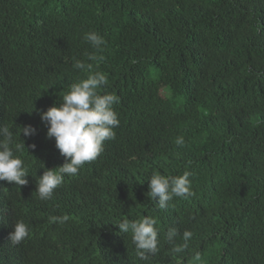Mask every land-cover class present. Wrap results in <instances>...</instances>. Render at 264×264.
<instances>
[{
    "label": "trees",
    "instance_id": "1",
    "mask_svg": "<svg viewBox=\"0 0 264 264\" xmlns=\"http://www.w3.org/2000/svg\"><path fill=\"white\" fill-rule=\"evenodd\" d=\"M75 60L106 74L120 124L42 201L27 185L62 155L39 113L87 77ZM26 125L37 134L24 136ZM0 127L29 169L26 185L0 181V264H264V0H0ZM154 171H190L193 195L159 209L147 196ZM142 216L179 233L174 243L160 233L147 260L116 226ZM19 220L32 238L14 245Z\"/></svg>",
    "mask_w": 264,
    "mask_h": 264
},
{
    "label": "clouds",
    "instance_id": "2",
    "mask_svg": "<svg viewBox=\"0 0 264 264\" xmlns=\"http://www.w3.org/2000/svg\"><path fill=\"white\" fill-rule=\"evenodd\" d=\"M84 40L91 44L95 51H102L106 40L96 31L84 34ZM89 61L102 60L95 52L85 53ZM73 67L80 70H88L86 78L69 86V90L63 95L59 104H54L47 111L40 110L42 122L47 127V138L55 140V146L60 155L47 161L42 169L43 175L29 183L33 193L38 194L42 201L51 200L55 190L60 189L65 176H75L85 163L97 159L110 145L105 141L116 138L115 128L119 127L120 120L115 105L119 103V97L115 93L101 89L108 83L107 76L102 71L92 72V64H85L81 60H75ZM22 133L26 137L37 134V129L32 125L22 127ZM0 181H7L23 186L28 183L29 169L19 153L23 145L16 143L13 132L7 127H0ZM177 145L184 144L183 137H177ZM34 149L36 145H31ZM192 173L184 171L182 175H165L154 171L149 180L147 196L156 201L159 209L170 206L175 197L187 199L193 195L191 191ZM70 217H51L52 222L66 223ZM158 219L154 216H142L138 219H122L116 226L120 232L131 233L132 242L136 248V254L141 259L147 260L150 255L158 252V236L167 234L170 243L175 242L178 230L175 228H157ZM193 233L185 230L183 244L176 245L174 251L179 253L188 248V242ZM28 237L32 238V230L23 220L14 225V231L9 234V239L14 245L20 244ZM199 252L195 253L194 260L200 261ZM111 264H132L128 256H122Z\"/></svg>",
    "mask_w": 264,
    "mask_h": 264
},
{
    "label": "bare ground",
    "instance_id": "3",
    "mask_svg": "<svg viewBox=\"0 0 264 264\" xmlns=\"http://www.w3.org/2000/svg\"><path fill=\"white\" fill-rule=\"evenodd\" d=\"M170 227V226H169Z\"/></svg>",
    "mask_w": 264,
    "mask_h": 264
}]
</instances>
